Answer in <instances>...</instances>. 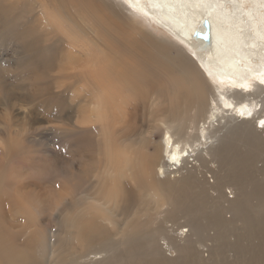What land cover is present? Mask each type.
I'll list each match as a JSON object with an SVG mask.
<instances>
[{
	"label": "bare ground",
	"instance_id": "obj_1",
	"mask_svg": "<svg viewBox=\"0 0 264 264\" xmlns=\"http://www.w3.org/2000/svg\"><path fill=\"white\" fill-rule=\"evenodd\" d=\"M9 42L0 264H264V0H0Z\"/></svg>",
	"mask_w": 264,
	"mask_h": 264
},
{
	"label": "rangeland",
	"instance_id": "obj_2",
	"mask_svg": "<svg viewBox=\"0 0 264 264\" xmlns=\"http://www.w3.org/2000/svg\"><path fill=\"white\" fill-rule=\"evenodd\" d=\"M131 10V9H129ZM128 13V12H127ZM129 14V13H128ZM154 25V24H153ZM156 26V25H154ZM163 26H161L162 28ZM165 32L167 31L164 27L162 28ZM169 33V32H168ZM166 32V34H168ZM168 36L172 37L170 34ZM175 42H178L177 39L172 37ZM178 44H180L178 42ZM181 45V44H180ZM183 46V45H181ZM184 47V46H183ZM16 48L14 46L13 42H9V45H1L0 44V83L4 86L6 91L9 89L14 92V94L11 96V99L13 100V110H7V104L5 103L3 106L4 112L8 113L12 120L14 122H25L23 119V113H20L18 109L14 108L15 103L17 101L22 100V97L27 96L28 92H25L29 90L28 88V80L21 79L18 75L17 66L18 62L15 58V52ZM47 80H43V83H46ZM5 85H8L5 87ZM4 95L2 96V101H4ZM77 103H80L84 105L83 101H76ZM9 111V112H7ZM20 114V115H19ZM144 115L143 118L137 117V131H144L147 129L149 123H150V115L148 114L147 110H145L143 107L141 108V111L139 113L140 115ZM257 117V116H256ZM30 118L28 117V122ZM19 135L15 134L14 132H11L8 134V136H3L5 148H8L7 144L8 142H12L15 140H19ZM7 140V141H6ZM32 140V139H31ZM11 145H9L10 148ZM1 148H4V146L1 144ZM24 151L29 154L31 158L34 160L40 161L41 164L45 161L49 165H55L59 161H65L63 165L67 164L71 158L73 160H79V156L77 154V151L75 152V148L68 149L66 148V145L64 142L57 143L55 141H52L50 139H39L36 138V141H25L24 142ZM28 149V151H27ZM23 151V152H24ZM57 154H60L63 156V159L58 160ZM91 156H95L92 154ZM87 158V157H86ZM86 160V159H85ZM232 255V254H231Z\"/></svg>",
	"mask_w": 264,
	"mask_h": 264
},
{
	"label": "water",
	"instance_id": "obj_3",
	"mask_svg": "<svg viewBox=\"0 0 264 264\" xmlns=\"http://www.w3.org/2000/svg\"><path fill=\"white\" fill-rule=\"evenodd\" d=\"M206 31L205 33H198V38H200L203 41L209 42L211 40V28L210 23L205 22Z\"/></svg>",
	"mask_w": 264,
	"mask_h": 264
}]
</instances>
